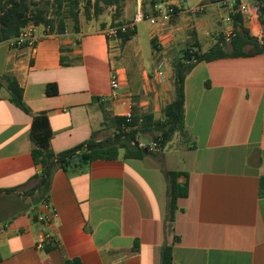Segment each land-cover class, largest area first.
Returning <instances> with one entry per match:
<instances>
[{"label": "crops", "instance_id": "1", "mask_svg": "<svg viewBox=\"0 0 264 264\" xmlns=\"http://www.w3.org/2000/svg\"><path fill=\"white\" fill-rule=\"evenodd\" d=\"M162 5L177 14L144 22L158 43L149 62L138 25L126 44L106 35L113 25L83 23L65 34L37 27L35 49L0 43V264H162L167 245L173 264H264V54L197 64L184 82L185 133L165 149L57 169L46 198L28 193L41 172L32 155L36 117L48 120L56 153L103 140L115 130L105 114L162 118L157 113L175 98L168 55L185 42L206 52L222 37L229 41L237 24L264 42L261 11L248 18L233 0ZM198 6L203 13L190 12ZM6 75L23 89L30 113L10 100ZM48 85L58 93L49 96ZM168 171L180 172L188 188L173 220ZM44 214L56 216L47 223L39 220ZM46 233L52 237L44 240Z\"/></svg>", "mask_w": 264, "mask_h": 264}, {"label": "trees", "instance_id": "2", "mask_svg": "<svg viewBox=\"0 0 264 264\" xmlns=\"http://www.w3.org/2000/svg\"><path fill=\"white\" fill-rule=\"evenodd\" d=\"M166 0H151V9L154 13V6L162 4ZM236 8L239 6L237 1ZM260 11L264 16V0H259ZM82 0H0V43L12 41L19 36L20 32L34 25L43 27L51 34H65L70 31L79 32L81 19L80 8ZM126 0H87L85 16L87 20L93 17L98 18L107 9L114 8L116 16L113 19V26H121L120 18L124 13ZM171 18L177 14L176 7ZM144 11L148 14L144 0ZM242 22V17L239 15ZM264 23V19L262 21ZM128 23V22H127ZM105 26V25H103ZM136 34L135 29H128L119 33L122 44H126ZM156 49L158 46L153 41ZM264 54V42L251 35L250 31L237 24L233 35L227 41L224 37L206 52L196 51L189 47L183 49L180 58L173 63L175 98L164 107L162 118L156 119L151 112L141 115L136 114L130 118H112L105 114L106 126L115 127V134L103 140L95 136L69 150L56 153L50 146L52 131L46 117L38 116L34 119L31 139L33 142L32 155L36 166L40 168V174L35 175V183L28 193L39 192L42 198H46L50 180L55 170L68 169L79 165L90 164L97 160H117L123 151L124 158L143 159L146 156L156 154L150 147H140L139 139L151 135L160 150H163L178 133H185V92L184 82L187 75L194 67L201 62H212L224 58L252 57ZM6 87L10 94V100L18 107L30 113L24 97L23 89L12 75H6ZM58 93L56 85H48L47 94L54 96ZM159 151V150H158ZM83 155L82 160L77 164H71L70 160ZM180 172H166L169 184V215L173 220L177 209L178 200L188 195L186 185L178 182ZM69 264H72L71 262ZM162 264H173L172 246L167 245L163 249Z\"/></svg>", "mask_w": 264, "mask_h": 264}, {"label": "built area", "instance_id": "3", "mask_svg": "<svg viewBox=\"0 0 264 264\" xmlns=\"http://www.w3.org/2000/svg\"><path fill=\"white\" fill-rule=\"evenodd\" d=\"M237 1H239V9L238 11L243 14L248 16H252V11H259L260 13V6L258 4L259 0H254L255 4L250 5L247 2H244V0H233L234 4H237ZM137 4V12L134 15V18L121 26H113L109 28L106 32V35L110 37L113 40H118L119 39V33L125 32L128 29H135L137 27V24L142 22V21H147L151 25H158L159 21H169L174 13V8L172 6L166 7L162 4H156L154 6V13L156 14H148L144 11V0H136ZM190 12L197 14V13H203L204 12V7L203 6H198L196 8L190 9ZM41 40V36L38 32V28L34 25H29L28 27L24 28L18 37H16L14 40L10 41L13 47L16 48H22V47H28L31 49H35L38 43ZM157 46L158 43L156 42ZM112 86L113 88L117 89L119 87V82L117 79H114L112 81ZM131 116H128L130 118ZM147 144L145 143H140V147L144 148L146 147ZM150 150L152 151H158V145L157 143H153V145L150 147ZM44 208L46 210L51 211V207L47 201L44 202ZM54 212V211H53ZM56 215L54 214H44L39 217V220L42 222H47L50 223L53 218ZM52 235L50 233L44 234L43 238L44 240L50 239ZM43 243H41L39 246L43 248Z\"/></svg>", "mask_w": 264, "mask_h": 264}, {"label": "rangeland", "instance_id": "4", "mask_svg": "<svg viewBox=\"0 0 264 264\" xmlns=\"http://www.w3.org/2000/svg\"><path fill=\"white\" fill-rule=\"evenodd\" d=\"M146 6L149 9V7L151 6V0H145ZM87 5V0H82V4H81V8H80V19H81V23L83 24H87V25H96V26H102V25H113V23L116 22H112V20L115 18L116 16V12L114 8L111 9H107L104 14L98 18L93 17L91 20H87L86 16H85V7ZM126 8H125V12L123 13L122 17L120 18V20L125 16L129 14V17L133 15L135 9H137V4H136V0H126ZM137 12V10H136ZM135 12V14H136ZM259 13V11H258ZM134 18V15L132 17V19ZM145 21H142L140 23H138V36H139V40L141 42V45L144 49V56L146 57V60L149 62L150 61V57L152 56V53L155 51L154 50V46L152 44V42L149 40L148 35L146 34L147 32V23H144ZM71 23H70V30H71ZM190 46L187 45V43L185 42L181 48H177V50H173L171 53H169L168 57L170 59V63H169V72H170V85L171 88L174 87V73H173V63L177 61L178 58H180L181 56V52H179L181 49L183 48H189ZM176 95V93H174ZM158 118H161L162 112L159 111L158 113ZM115 130H106V133L102 136L107 137L110 136L111 134L114 135L115 134ZM178 135V134H177ZM141 143H145V144H149V143H154L155 140L151 135H146L144 138L141 137L140 138Z\"/></svg>", "mask_w": 264, "mask_h": 264}, {"label": "water", "instance_id": "5", "mask_svg": "<svg viewBox=\"0 0 264 264\" xmlns=\"http://www.w3.org/2000/svg\"><path fill=\"white\" fill-rule=\"evenodd\" d=\"M82 158H83V155L79 154V155L73 157V158L70 160V162H71V164L74 165V164L79 163V162L82 160Z\"/></svg>", "mask_w": 264, "mask_h": 264}]
</instances>
